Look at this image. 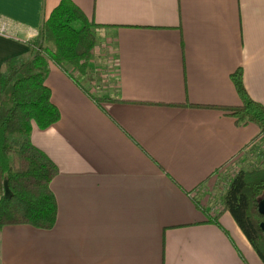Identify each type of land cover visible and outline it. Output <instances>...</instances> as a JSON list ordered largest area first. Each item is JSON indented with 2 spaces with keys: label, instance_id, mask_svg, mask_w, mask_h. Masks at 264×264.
<instances>
[{
  "label": "crops",
  "instance_id": "1",
  "mask_svg": "<svg viewBox=\"0 0 264 264\" xmlns=\"http://www.w3.org/2000/svg\"><path fill=\"white\" fill-rule=\"evenodd\" d=\"M59 1L0 0V71L31 55ZM71 1L100 26L94 55L113 48L117 76L96 89L109 69L95 58L79 77L49 64L60 119L32 124L31 142L58 167L57 220L3 227L0 264H264L203 199L261 133L225 107L243 104L238 72L264 105V0Z\"/></svg>",
  "mask_w": 264,
  "mask_h": 264
},
{
  "label": "trees",
  "instance_id": "2",
  "mask_svg": "<svg viewBox=\"0 0 264 264\" xmlns=\"http://www.w3.org/2000/svg\"><path fill=\"white\" fill-rule=\"evenodd\" d=\"M71 0H60L42 22L37 37L30 43L27 58H6L0 71V230L10 225H30L50 230L57 220V201L50 188L58 167L31 142L35 124L43 130L60 119L58 108L51 102V91L45 83L49 64L69 74L76 69L86 74L98 45L96 28ZM243 98L240 106L225 107L240 123H255L260 136L246 147L249 154L264 158V105L250 98L242 74L234 76ZM94 97L98 103L123 101ZM7 182L10 197L5 198ZM264 197V167L253 163L242 167L219 193L214 221L219 214L230 212L252 247L264 262V215L259 201ZM214 214V215H215Z\"/></svg>",
  "mask_w": 264,
  "mask_h": 264
},
{
  "label": "rangeland",
  "instance_id": "3",
  "mask_svg": "<svg viewBox=\"0 0 264 264\" xmlns=\"http://www.w3.org/2000/svg\"><path fill=\"white\" fill-rule=\"evenodd\" d=\"M97 50H98V53L96 54V56L94 55L95 57L93 56V58L96 59L94 67L99 68V69H103V70H104V68H105V70L109 69V71L107 70L105 72H103V71L100 72V74H101L100 78H99V76H97L98 77V78H96L97 85L94 84L96 89L99 88L100 84H102V85L110 84L112 82V81L110 82V78L112 80H115L116 76H117V73H116V61H115V56L116 55H115V53L113 51V48H111V53L106 51V50H103L101 47L97 48ZM70 70L74 73L75 76L79 77V73L76 71V69L72 70V68H70L69 71ZM109 75H111L110 78H109ZM105 79H106V82L103 81ZM112 84H114V82ZM83 85H84V83H83ZM262 147H263V150H264V145ZM234 161H236L235 165H232V164L229 163L228 165H226V167H224L218 173L217 182H216L215 185H213V186H210V185L207 186L206 185V187L204 188L203 199L205 198L209 202L210 206L215 209L214 210L215 212L217 210L220 211L222 209V206L218 204L219 193L223 189H225L228 181L242 167H248V166H250L253 163H257L258 165L264 167V158H260L259 159V158L255 157V155L249 154V152H246L245 154H242L239 157H236L234 159ZM260 260H261V258H260Z\"/></svg>",
  "mask_w": 264,
  "mask_h": 264
},
{
  "label": "water",
  "instance_id": "4",
  "mask_svg": "<svg viewBox=\"0 0 264 264\" xmlns=\"http://www.w3.org/2000/svg\"><path fill=\"white\" fill-rule=\"evenodd\" d=\"M3 188H4V194H3V196L5 198L10 197V190H9V188L7 186V182L6 181L3 184ZM259 212H260V214L264 215V197H262L260 199V201H259ZM261 227H262V229L264 231V222L261 223Z\"/></svg>",
  "mask_w": 264,
  "mask_h": 264
},
{
  "label": "built area",
  "instance_id": "5",
  "mask_svg": "<svg viewBox=\"0 0 264 264\" xmlns=\"http://www.w3.org/2000/svg\"><path fill=\"white\" fill-rule=\"evenodd\" d=\"M230 164L235 165L236 161H234V159L230 162Z\"/></svg>",
  "mask_w": 264,
  "mask_h": 264
}]
</instances>
